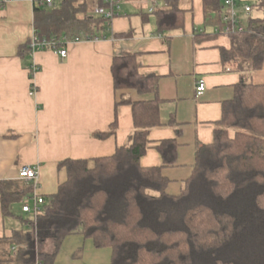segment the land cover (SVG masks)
Here are the masks:
<instances>
[{
	"label": "trees",
	"instance_id": "16d2710c",
	"mask_svg": "<svg viewBox=\"0 0 264 264\" xmlns=\"http://www.w3.org/2000/svg\"><path fill=\"white\" fill-rule=\"evenodd\" d=\"M98 2L104 0H56L52 7L35 1L36 33L58 41L105 38L110 22L94 12ZM222 11L223 0H204L205 30L198 39L219 36L211 30L221 27ZM185 12L172 3L144 15H153L157 33L165 36L183 28ZM254 12L260 14L249 21L252 31L230 36V48H221L223 62L241 80L234 97L223 103L213 142L198 147L193 173L178 195L167 192L163 174L164 165L177 160L176 139L158 146L163 166L141 164L151 129L162 124L160 76L141 74L136 53L115 56L114 87L156 98L118 102L133 109L135 127L126 143L110 156L61 161L67 179L56 193L43 195L44 212L37 217L13 211L33 186L0 180L2 215L21 221L0 237V264H54L64 240L76 233L97 248L110 247L111 264H264V84L250 78L264 64V0L256 1ZM31 51V39L19 48L22 56ZM117 126L116 118L96 136L109 137Z\"/></svg>",
	"mask_w": 264,
	"mask_h": 264
},
{
	"label": "crops",
	"instance_id": "0c3cea01",
	"mask_svg": "<svg viewBox=\"0 0 264 264\" xmlns=\"http://www.w3.org/2000/svg\"><path fill=\"white\" fill-rule=\"evenodd\" d=\"M122 2L121 14L110 22L105 38L69 41L66 57L52 49L22 56L19 48L36 31L34 2L0 5V180L19 179L23 166L37 167L38 191L49 196L67 179L61 161L110 156L124 145L135 127L133 109L130 103L116 104L156 98L155 93L114 87L113 59L131 52L138 55L141 74L160 76L162 124L151 129L141 164L163 166L158 146L176 139L177 160L164 165L163 174L169 180L167 192H181L195 168L198 147L213 142L223 103L234 97L241 80L222 60L221 48H230L231 38L196 37L205 30L204 0H159L156 10L172 3L186 9L183 28L166 32L168 41L157 33L154 16L144 15L149 12L146 0ZM201 78L207 88L197 97L195 86ZM250 78L264 84V64ZM116 118L113 135L96 136L109 130ZM5 219L0 206V237L15 227L5 234ZM111 257L110 247L97 248L92 239L76 233L64 240L54 264H111Z\"/></svg>",
	"mask_w": 264,
	"mask_h": 264
},
{
	"label": "built area",
	"instance_id": "2783aa9c",
	"mask_svg": "<svg viewBox=\"0 0 264 264\" xmlns=\"http://www.w3.org/2000/svg\"><path fill=\"white\" fill-rule=\"evenodd\" d=\"M15 0H3L2 2L8 3ZM33 2L39 1L42 5L48 7L54 6L55 0H31ZM149 4V12H154L159 8V0H146ZM257 0H223L222 11V25L221 27H215L211 31L214 34L232 36L235 34L244 33L246 31H252L249 29V21L254 16V4ZM122 0H104L103 4L96 3L94 12L99 16H104L109 22L115 17L119 16L122 11ZM99 39V38H96ZM69 41H58L55 38L48 39L46 37H40L36 31H34L31 38L32 51L40 49H52L57 50L62 57H66L67 47L66 43ZM37 68H33L35 71ZM207 85L205 79L201 78L197 80L195 90L196 96H202L206 91ZM35 90H32L31 94H34ZM40 172L37 167L23 166L19 170V179L25 180L33 186V193L29 198L23 202L22 210L29 213L33 217H37L44 212V204L46 202L43 195L38 191Z\"/></svg>",
	"mask_w": 264,
	"mask_h": 264
},
{
	"label": "rangeland",
	"instance_id": "374dc122",
	"mask_svg": "<svg viewBox=\"0 0 264 264\" xmlns=\"http://www.w3.org/2000/svg\"><path fill=\"white\" fill-rule=\"evenodd\" d=\"M55 2H56V0H55ZM60 3V0H57V4H59ZM124 8V7H123ZM258 13V15L260 14L259 12H257ZM256 12H254V15H256L257 14ZM22 204L23 203H19V204H15L14 206H13V211H14V213L15 214H17V215H23V216H26V214L23 212V210H22ZM27 217V216H26ZM5 223H6V228L4 229L5 230V234H9L8 232H9V228H10V226L13 224V226H15L14 228H18V227H20L21 226V221H20V219H18V218H12V217H9V218H6L5 219ZM51 248V243H49L48 245H47V249H50Z\"/></svg>",
	"mask_w": 264,
	"mask_h": 264
}]
</instances>
